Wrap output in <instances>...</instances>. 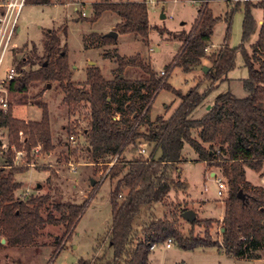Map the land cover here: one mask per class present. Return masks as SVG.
<instances>
[{
  "label": "trees",
  "instance_id": "trees-1",
  "mask_svg": "<svg viewBox=\"0 0 264 264\" xmlns=\"http://www.w3.org/2000/svg\"><path fill=\"white\" fill-rule=\"evenodd\" d=\"M230 1L233 0H227L228 3ZM25 2L49 4L51 0ZM241 4L244 13L242 42L237 47H229L227 39L231 15ZM253 7L261 9L262 21L258 24L257 37L248 50L245 43L256 27L251 13ZM104 11H111L119 17L114 32L135 35L147 41L152 26L149 25L146 2L101 0L92 5L90 20H98ZM224 14L227 23L225 41L219 50L207 52L206 47L222 15L216 16L204 3L198 7V17L191 30L176 35L183 39V50L174 65L185 72L204 61L209 65V71L204 73L209 85L203 90H200L201 82H197L183 93L167 83L171 66L161 74L140 53L126 56L116 50H113L116 67L112 79L106 78L98 67L91 65L87 67L85 80L75 82L67 52L60 45L58 30L54 29L44 34L42 56L39 57L33 47L29 69H24L28 59L23 57L18 61V74L7 85L10 92L27 93L34 83H43L45 89L55 83L64 94L62 102L69 107L87 104L89 122L84 129L87 136L84 152L88 162L102 164L106 175L113 181L109 191L111 225L106 242L93 257L79 260L78 264H148L151 249L169 239L185 250L214 246L234 258H264V187L249 183L244 170L248 167L261 172L264 168V0L236 1ZM159 32L164 33L162 29ZM90 39L86 46L95 48L116 42V38L106 33H91ZM238 51H241L248 69L247 77L242 79L246 95L236 98L229 91L222 93L201 118L189 117L206 95L235 68ZM44 60L49 65L40 71L39 66ZM36 62L39 65H35ZM128 67L140 68L142 76L126 77L124 72ZM162 88L171 90L180 103L169 116L157 114L151 119V100L154 93ZM43 93L42 89L34 96ZM37 104L42 108V114L35 121L14 117L11 104L6 109L0 107V129H6L9 138L6 162L0 165V239L5 240L4 243L0 241V249L38 247L36 239L48 223L64 224V233L54 242V246L62 247L83 208V205L73 201H55L53 208L60 215L53 217L48 214L43 218L41 211L50 203L49 193L16 196L21 182H17L14 175L27 169V164L35 163L37 156L33 154V148L40 146L39 156L49 153L54 147L48 107L46 103ZM193 130L198 138L193 136ZM141 142L147 143L148 156L141 152L131 158L123 155L127 146L136 151L137 144ZM185 144L191 146L206 167L220 169L227 184L220 227L221 241L213 239L208 232L214 219L194 217L188 221L174 213L168 218H150L141 227L142 238L137 239L135 217L141 208L146 206L145 210L151 209L157 202L164 203L174 189H187L188 186L173 175L180 170L181 150ZM18 150H22L24 155V163L19 165L14 162V151ZM240 190L243 197L239 198L237 194ZM179 209L180 213L187 210L185 206H179ZM180 219L191 225L187 233L181 231ZM199 223L206 228L204 237L194 234L193 227Z\"/></svg>",
  "mask_w": 264,
  "mask_h": 264
},
{
  "label": "rangeland",
  "instance_id": "rangeland-1",
  "mask_svg": "<svg viewBox=\"0 0 264 264\" xmlns=\"http://www.w3.org/2000/svg\"><path fill=\"white\" fill-rule=\"evenodd\" d=\"M101 0H51L49 4H36L26 2L21 8L17 17V28L12 35L10 45L5 53L1 65L3 76L7 68L16 67L21 58L28 59L24 69H29L32 61V50L38 56L43 54V42L45 32L51 29L58 30L60 45L64 46L68 55L70 65H76L72 80L81 82L85 80L87 67L94 65L98 67L103 75L112 79L113 70L116 67L114 51L126 56H135L140 53L146 62L156 70H164L171 66L167 83L175 89L186 93L187 90L200 83V90H203L209 82L205 79L204 72L191 69L183 71L180 66L174 65L175 60L183 50V39L176 35L188 33L197 19V11L200 4L204 3L211 8L216 16L222 15L213 28V35L207 52L219 50L225 41V12L230 11L235 1L227 0H109L113 2H146L149 25L152 26L147 41H142L133 35L121 34L117 42L112 45H101V47H89L91 33H107L113 30L119 20L111 11H104L100 18L94 22L92 16V5ZM259 1V0H250ZM244 2V0H240ZM243 4L231 15L230 34L227 39L229 47H237L242 42V23L244 18ZM84 11L85 14L82 15ZM255 20V31L248 38L245 47L254 42L258 33V20L261 18V9L253 7L251 10ZM183 23V24H181ZM162 29L164 33H160ZM91 46V45H90ZM34 59V57H33ZM36 60V59H35ZM39 65L36 62L35 65ZM207 65V61L203 62ZM202 64V65H203ZM209 66V65H207ZM248 75V69L243 61L241 51L237 52L235 68L229 71L226 79L218 83V86L210 91L204 101L197 106L189 115L193 119H199L211 108L215 98L222 93L230 92L236 98L246 95L242 79ZM126 77L136 78L142 76L140 68L128 67ZM4 96L7 104L12 106V114L16 118L35 121L41 118L42 108L38 102L46 103L48 107L49 120L54 147L47 154H39L35 163L27 164V169L19 171L14 175L17 182H21L18 197H27L49 193L50 203L45 206L41 215L46 218L48 214L58 217L60 213L53 208L55 201L75 202L83 205L76 223L68 232V240L63 242L62 247L54 246L55 238L60 237L65 226L60 224H46L37 237L38 247L0 249V264H78L79 260L89 259L99 252L106 242V235L111 225V204H109V191L112 182L103 170L102 164L88 162L84 146L87 143V136L84 129L88 127V106L85 103L76 107H69L62 102L64 96L61 89L51 83L45 89L43 83H34L27 93L10 92L8 87ZM43 89V94L34 96ZM149 116L151 119L157 114L169 116L178 106L180 100L171 91L165 88L157 90L152 98ZM69 126L71 127L70 129ZM72 134L74 142L69 135ZM192 134L198 138L196 131ZM0 165L6 162V151L9 147L7 130L0 129ZM207 146V144H205ZM127 146L123 155L131 158L139 154V149H144V156H148V145L145 142L137 144V150L131 151ZM182 161L179 164L180 170L175 173V178H180L188 187L187 189H174L167 196L164 203L157 202L151 209L146 206L141 208L135 217L136 237L142 238L141 227L150 218L170 217L171 214H180L179 206L192 209L195 218L200 220L214 219V223L208 229L209 235L215 240L221 241V222L219 220L224 209V201L227 190L222 196L217 194V178L225 182L221 171L215 167H206L205 163L198 159V155L192 150L189 144L182 148ZM15 164L24 163V155L15 156ZM26 164V163H25ZM38 167H42L39 169ZM45 169H44V168ZM74 168V169H73ZM250 169L245 167L244 170ZM210 172H214L210 175ZM246 174L252 176V170ZM264 174V168L261 170ZM260 174V175H261ZM93 181V183H92ZM226 183V182H225ZM252 184V183H251ZM183 233L190 230L184 219L179 221ZM194 234L204 237L206 230L204 224H196ZM166 242L155 245L149 255L148 264H264V258L259 260L234 258L217 247L193 248L185 250L171 243L169 247Z\"/></svg>",
  "mask_w": 264,
  "mask_h": 264
},
{
  "label": "built area",
  "instance_id": "built-area-1",
  "mask_svg": "<svg viewBox=\"0 0 264 264\" xmlns=\"http://www.w3.org/2000/svg\"><path fill=\"white\" fill-rule=\"evenodd\" d=\"M234 1L236 3V1H240V0H234ZM25 3H26L25 0H0V69L5 53L8 50L10 41L13 37L12 35L14 34L17 28L18 14ZM83 14H85L84 11L82 12V15ZM164 73H165L164 70H162L161 74ZM17 74H18V70L16 69V67H10L6 69V72L3 76L0 75V107H2L3 109H6L8 106L7 99L4 96V92L6 89L3 86L5 85L7 88L9 81L15 78ZM69 137L74 142L73 135L71 134L69 135ZM39 149H40L39 145L35 146L32 150L33 154L38 156L37 154ZM139 152L144 153V149L140 148ZM14 155L19 157L23 155V152L22 150L14 151ZM216 183L218 184L217 194L219 196H222L223 192L227 189V184L224 181H222L221 178H217ZM171 243L172 241L170 239L167 240L166 246L169 247Z\"/></svg>",
  "mask_w": 264,
  "mask_h": 264
},
{
  "label": "water",
  "instance_id": "water-1",
  "mask_svg": "<svg viewBox=\"0 0 264 264\" xmlns=\"http://www.w3.org/2000/svg\"><path fill=\"white\" fill-rule=\"evenodd\" d=\"M106 34L109 35V36H112V37H114V38L117 37V34H116V32H114V31H108ZM48 65H49V62H48L47 60H44V61L40 64V66H39V70H40V71H44V70L48 67ZM193 69H194V70H198V71H202V72L206 73V72L209 71V66L204 65V64H203V65H202V64H198V65H195V66L193 67ZM92 183H93V181H92ZM237 196H238L239 198H240V197H243V194H242V191H241V190L238 192ZM181 216H182L184 219L190 221V220H193V218L195 217V213L193 212L192 209H187V210H185V211H183V212L181 213ZM1 240H2V243H4L5 240H3V239H1Z\"/></svg>",
  "mask_w": 264,
  "mask_h": 264
},
{
  "label": "crops",
  "instance_id": "crops-1",
  "mask_svg": "<svg viewBox=\"0 0 264 264\" xmlns=\"http://www.w3.org/2000/svg\"><path fill=\"white\" fill-rule=\"evenodd\" d=\"M119 21V20H118ZM117 21V22H118ZM261 21H262V16H261V18H259V20H258V23H261ZM181 24H183V23H181ZM116 25V24H115ZM110 31H113L112 29L110 30ZM117 34V37H116V42H117V40H118V37H119V35H121V34H119V33H116ZM124 35H131V34H124ZM135 37H137V36H135L134 35V38ZM149 38V37H148ZM148 40V39H147ZM142 56V55H141ZM142 58H144L143 56H142ZM78 67L74 64V65H71V69H77ZM126 71H127V69L125 70V72H124V75H125V73H126ZM158 71H160V70H158ZM198 71V70H197ZM73 74H74V71H73V73H72V77H73ZM248 170H250V169H246V171H245V178H246V180L249 182V183H252V185H255V186H257V185H261V186H263L264 187V174H261V172H255V171H253L252 170V176L249 178L246 174L248 173L247 171ZM214 174V172H210V175H213ZM261 174V175H260ZM215 175V174H214ZM223 214H224V209H223V213H222V216L220 217V218H218L219 220H222L223 218ZM0 241H1V243H2V240L0 239ZM261 259V258H260ZM253 260H255V259H253Z\"/></svg>",
  "mask_w": 264,
  "mask_h": 264
}]
</instances>
